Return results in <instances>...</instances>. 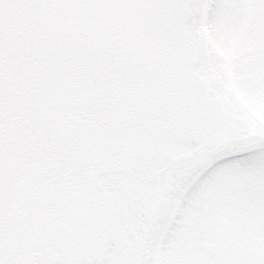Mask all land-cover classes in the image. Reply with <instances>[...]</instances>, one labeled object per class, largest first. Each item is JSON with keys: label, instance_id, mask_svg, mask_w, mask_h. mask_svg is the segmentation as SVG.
I'll return each mask as SVG.
<instances>
[{"label": "snow or ice", "instance_id": "6c2138e0", "mask_svg": "<svg viewBox=\"0 0 264 264\" xmlns=\"http://www.w3.org/2000/svg\"><path fill=\"white\" fill-rule=\"evenodd\" d=\"M0 264H264V0H0Z\"/></svg>", "mask_w": 264, "mask_h": 264}, {"label": "rangeland", "instance_id": "374dc122", "mask_svg": "<svg viewBox=\"0 0 264 264\" xmlns=\"http://www.w3.org/2000/svg\"><path fill=\"white\" fill-rule=\"evenodd\" d=\"M259 171L258 166L255 165H241L238 167V169L233 174V177L231 179L232 186H237L242 178L250 177Z\"/></svg>", "mask_w": 264, "mask_h": 264}]
</instances>
